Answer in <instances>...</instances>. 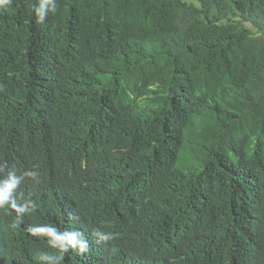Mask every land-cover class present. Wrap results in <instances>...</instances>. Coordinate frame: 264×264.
I'll list each match as a JSON object with an SVG mask.
<instances>
[{"label": "trees", "instance_id": "1", "mask_svg": "<svg viewBox=\"0 0 264 264\" xmlns=\"http://www.w3.org/2000/svg\"><path fill=\"white\" fill-rule=\"evenodd\" d=\"M38 3L0 8V164L39 172L0 264L43 224L89 241L61 264H264V0Z\"/></svg>", "mask_w": 264, "mask_h": 264}, {"label": "clouds", "instance_id": "2", "mask_svg": "<svg viewBox=\"0 0 264 264\" xmlns=\"http://www.w3.org/2000/svg\"><path fill=\"white\" fill-rule=\"evenodd\" d=\"M13 4V0H0V8L7 9ZM58 8L57 0H39V3L33 5V11L37 18V23H44L46 17L51 13L55 14ZM5 165L0 164V208L8 206L15 210L17 219L13 222L12 227H17L21 218L25 213L35 207L32 201L25 203H17L16 190L25 180H33L38 182L39 172L36 170H22L23 174L18 175L15 171L5 173ZM33 235L48 237V245L57 250V254H49L46 252L39 253L37 260L38 264H61L64 259V254L72 249L79 255H83L89 251V241L83 232L76 231H61L55 226L43 224L30 229ZM98 241L108 242L116 238L117 233L97 231L95 233Z\"/></svg>", "mask_w": 264, "mask_h": 264}, {"label": "rangeland", "instance_id": "3", "mask_svg": "<svg viewBox=\"0 0 264 264\" xmlns=\"http://www.w3.org/2000/svg\"><path fill=\"white\" fill-rule=\"evenodd\" d=\"M189 1H191V0H189Z\"/></svg>", "mask_w": 264, "mask_h": 264}]
</instances>
